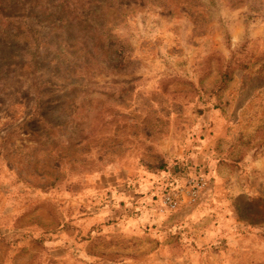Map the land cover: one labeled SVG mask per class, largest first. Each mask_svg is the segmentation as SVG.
<instances>
[{
  "label": "rangeland",
  "instance_id": "rangeland-1",
  "mask_svg": "<svg viewBox=\"0 0 264 264\" xmlns=\"http://www.w3.org/2000/svg\"><path fill=\"white\" fill-rule=\"evenodd\" d=\"M0 264H264V0H0Z\"/></svg>",
  "mask_w": 264,
  "mask_h": 264
},
{
  "label": "built area",
  "instance_id": "built-area-1",
  "mask_svg": "<svg viewBox=\"0 0 264 264\" xmlns=\"http://www.w3.org/2000/svg\"><path fill=\"white\" fill-rule=\"evenodd\" d=\"M208 187L204 174L191 176L183 187L170 189L160 200V212L177 211L192 206L200 199Z\"/></svg>",
  "mask_w": 264,
  "mask_h": 264
},
{
  "label": "crops",
  "instance_id": "crops-1",
  "mask_svg": "<svg viewBox=\"0 0 264 264\" xmlns=\"http://www.w3.org/2000/svg\"><path fill=\"white\" fill-rule=\"evenodd\" d=\"M215 222H216V220H214V223H215ZM219 226H220V228L217 229V228L215 227V225H214V231H217V233L214 232V240L217 238V236H218L220 230L223 229L222 227H224V226H221V225H219Z\"/></svg>",
  "mask_w": 264,
  "mask_h": 264
}]
</instances>
